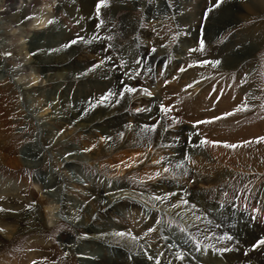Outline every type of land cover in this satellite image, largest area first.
<instances>
[{"label":"rangeland","instance_id":"rangeland-1","mask_svg":"<svg viewBox=\"0 0 264 264\" xmlns=\"http://www.w3.org/2000/svg\"><path fill=\"white\" fill-rule=\"evenodd\" d=\"M74 1L80 2V0ZM105 2L107 7L101 9L99 15L95 12L97 14L95 19L98 24L103 20L102 25L105 29L102 34L105 37H111V39L104 38V45L109 50L112 62L118 66L121 60L125 61L124 68L117 67L120 75H123L131 67H135L141 72L135 80H129L127 76L123 75L125 84L144 85L146 78H149L150 63L154 60L152 55L159 52L165 55L171 54L180 40H187L188 46L183 52V57L181 56L178 67L180 73L177 74V78L169 72L163 75L161 77L162 89L171 91L170 88L175 83L178 88L194 92L196 97L204 95L205 98L211 99L214 105L208 107L207 113L190 118V116L180 115L184 104L182 106L175 95L167 94L166 104L162 103L164 100H160L158 103L165 106L175 105L173 116L177 115L179 118L182 116L180 119L184 120V123L190 128L200 129L207 126L208 132L205 136L209 140L229 143L249 140L252 143L239 148L247 147L250 150H259L260 153H263V156L257 158L260 165L249 167L252 170L248 171L249 169H247L246 171L230 166L235 171L228 172L230 167L219 168L215 164H211L214 160L209 164L208 161L200 158L196 148L192 147L195 134L190 137L188 135V155H192V159L196 162L194 165L189 163L193 172L189 183L192 185L201 184V188L198 187L200 189L195 193L204 196L209 194L210 197L218 194L222 200L226 199L227 204L232 203L236 208L245 209L246 200L250 195H256L259 191L261 194V191H264V143L255 142L257 137L264 136V11L261 13L246 12L238 6L239 0H223L221 6L209 13L205 19L206 9L215 0H105ZM26 7L37 14L47 15L49 20L56 18L65 31L71 34L72 39L80 36L86 29L84 27L83 30H80V21L77 23L68 14L67 8L60 5L59 0H28ZM234 14H241L247 19L235 20L222 28L219 27L220 22H227L231 17L233 18ZM27 30L30 37L33 35L46 40L49 35L45 28L31 27ZM177 32L179 36L173 43L172 37ZM141 33H145L143 35L147 51L140 50L137 39ZM86 34L87 32L84 35ZM201 35L205 40V50L189 54L190 48H198ZM109 44L112 45L111 48L107 47ZM161 45H166V47ZM152 47L157 49L156 53L150 51ZM7 50L0 40V63H2L1 66L9 69L13 81L12 85L1 86L0 151L9 155H19L25 147L34 146L37 153L29 154L27 158H30L29 161L33 163L39 162L36 166L22 165L20 167H11L0 163V264H32L33 261L36 264H78L79 258L76 254L78 246L89 241H101L106 234H111L112 231L120 232V228L113 223H110L106 230L98 228L96 231L90 229L83 231L64 213L62 207L59 209V214L44 213L43 207L39 206L38 208V197L41 194L49 197L48 192L52 187L44 182L46 179H52L53 183H56L54 188L60 187L62 193L66 191L67 187H70L76 192H84L87 196H117L119 201L127 205V212H124L126 215L131 214L129 219L134 218L133 214L136 215L138 210L141 213L144 212L147 221L150 220L152 225L159 229V232L179 234L182 242L193 250L195 247L189 240L190 232L188 230L187 233H184L178 227H168L171 220H174L178 225L181 223L161 210L148 208V206L153 207L148 198L155 194L152 182L147 178H141L136 169L129 173L128 169H125L121 157L114 156L116 153L112 155L101 153L99 156H94L91 162L84 160L85 162L80 161L77 165H73L69 172L77 183H67L64 170L60 168L58 161L63 164L61 161L69 160L70 155L68 154L71 153L70 150L73 147L82 156H85L86 153L89 156L90 152L84 151L78 139H69L61 144L45 148V139L37 127L39 120L34 113L35 107L30 99L22 93L16 76H14L24 67L21 66L18 58L12 55H3V53L9 52ZM137 59H142V63L135 64ZM217 59L222 61L219 66L211 64L198 66V61ZM157 62L159 63L158 68L165 66L164 63L156 59ZM190 64L194 66L188 67ZM180 68H184L185 71L181 72ZM3 73L4 71H0V76ZM184 81L186 83L183 86ZM189 84L192 87L186 88V85ZM77 87L78 82L70 84L64 82L55 91V89H51L50 85L42 82L30 95L37 97L41 91L49 90L53 94L55 92L59 95L61 91L68 88L72 97ZM34 93L35 95H33ZM222 96H229L231 103H229L230 106H224L223 111H217L215 106L222 100ZM92 97L98 98L95 91L92 92ZM18 103L21 105V109L18 108ZM245 104L248 106L246 111L236 112L234 115L212 124L195 125L197 120L219 116ZM196 118L198 119L195 120ZM136 119L138 118L136 117ZM8 124L11 125V135L6 137L2 134L3 128ZM8 147L11 148V153L8 152ZM147 149L146 151L150 152L152 147ZM109 161L113 162L115 167L110 168ZM121 165H123L122 168ZM100 166L104 168H100ZM219 169L223 172L216 173V170ZM141 180L145 183L142 184ZM97 185L105 187V190L95 192L94 187ZM225 192L228 193L226 197L224 196ZM260 194L256 198L258 206L251 208L258 209L259 202H261ZM61 200H63V196ZM89 201L85 203V208H88ZM145 201L148 203L145 204ZM69 202L81 207V202L75 197H72ZM129 207L133 209V214L128 213ZM253 209L248 210L250 214L252 213L251 215L262 216V212ZM103 218H105L104 215ZM157 221L160 222L157 223ZM140 240L147 244L145 237ZM202 248L200 251L196 249L187 251L186 256L191 257L192 253L196 258V264H206L205 259L201 260L200 258ZM151 253L150 249L147 254L142 252L143 255Z\"/></svg>","mask_w":264,"mask_h":264},{"label":"bare ground","instance_id":"bare-ground-1","mask_svg":"<svg viewBox=\"0 0 264 264\" xmlns=\"http://www.w3.org/2000/svg\"><path fill=\"white\" fill-rule=\"evenodd\" d=\"M20 1L0 0V40L11 55L18 58L21 66L24 67L21 72L16 73L14 76H16V81L22 93L30 99V102L35 107L34 113L39 120L37 127L45 139V148L50 145L61 144L69 139L80 140L83 149L91 148L89 156L87 155L88 153L82 156L73 147L70 150L69 160L61 161L63 164L58 161L60 168L64 170L67 183H77L69 172L73 165H77L78 162L84 160L91 162L94 156H99L101 153L107 155L116 153L114 156H120L125 163H133V160H143V163H135L133 167H126L125 169H128L129 173L136 169L138 175L144 179L156 170H161L162 167L168 166L169 162L174 165L183 158L185 153L188 154L187 140L191 135L195 134L192 144H198L199 139L207 138L205 136L208 132L207 126L200 129L190 128L184 123V120L180 119L182 116L179 118L180 123L173 125L167 132L163 131V128L170 124L171 121L167 117L161 119L162 114L159 110L158 101L164 100L162 103L166 104L167 94L175 95L182 106L184 104V109L180 115L190 116V118L207 113L208 107L214 105L212 100L205 98L204 95L196 97L194 92L178 88L175 83L172 84L171 91L162 89L161 77L163 75L169 72V74L177 78V74L180 73L178 67L180 66L181 56L188 46L186 39L180 40L171 54L165 55L159 52L152 55L154 60L150 63L149 78H146L144 85H133L134 87L148 88L153 93L151 97L141 93L126 94L125 99L120 104H115L113 100L111 105L97 106L84 115L83 109L88 106L89 98L94 99L92 92L95 91L98 97L109 89L118 93L122 87L121 81L124 84L126 83L124 77H122L123 75L119 74L118 68L114 67L115 64L112 60L89 72L86 76L79 75L92 64L98 63L100 60L105 59L106 56H110L109 50L104 45L105 36L102 34L105 27L102 24H98L95 19V15H97L95 14L97 0H80L79 3L74 0H59L60 5L67 8L71 17L76 22L80 21V30L86 27V31L83 30L84 32L80 35L84 40L69 48H62L61 46L72 39L71 34L65 31L56 18L51 19L54 20V23L49 24L50 18L47 15L37 14L29 7L27 8L28 0ZM238 6L246 12L261 13L264 11V0H239ZM106 7L107 3L105 2L101 9L103 10ZM244 19H247V17L241 14H234L233 18L231 17L227 22H220L219 27L222 28L235 20ZM31 27L47 29L49 32L48 38L45 40L43 37L36 38L33 35L30 37L27 29H31ZM85 32H87L86 35H84ZM143 34L145 33L139 35L140 37H138L137 41L140 45V50L147 51ZM95 37L100 38L97 39ZM86 41L90 42L86 43ZM57 48L60 50L50 51V49ZM156 59L164 63L165 66L158 68L159 63H156ZM167 63L168 65L166 66ZM1 64L0 71H4V73L0 76V92L2 91L1 86L13 84L9 69L4 68ZM25 78L28 80H24ZM42 82L50 85L51 89H55V91L64 82H69V84L78 82V87L72 97L68 90L69 85L59 95L55 92L53 94L49 90L41 91L37 97H31L30 93L33 90L36 91V86H39ZM185 83L186 81H184L183 86ZM229 103H231L230 97L222 96V100L216 104L215 109L221 111L224 106H230ZM18 108H22L19 103ZM136 108H146L151 111L137 113L135 112ZM169 115L173 116L174 112ZM133 118L135 119L132 120ZM158 120L160 121V127L157 128L156 133L144 134L141 132L142 125H151ZM128 125L131 127H127ZM121 132L123 133L122 138L119 137ZM197 132L200 134L199 137L196 135ZM2 135L6 137L11 135V125L8 124L3 128ZM107 136H111L112 140L104 141L100 139ZM148 137H151L152 150L150 152L146 151L149 147ZM92 145H95V147L92 148ZM195 148L201 156L200 158L205 159L209 164L214 160L211 164H215L219 168L233 166L247 171L249 167L260 165V161L257 158L263 156V153H260L259 150H250L247 147L227 149L221 146L212 147L209 145ZM7 150L11 153L10 147ZM35 153H37V150L35 151L34 146L25 147L19 155H9L0 151V163H5L11 167H20L22 165L36 166L39 161L33 163L29 161L30 158H27V155ZM138 153L146 154L147 159H144L143 156H137ZM199 155L196 156L198 157ZM162 157L164 159L161 165L152 163V161ZM108 166L113 168L115 164L109 161ZM101 167L104 168L103 166ZM122 167L123 165H121ZM185 167L189 172L187 176L180 175L173 178L165 174L161 178L150 181L153 184L155 194L175 193V195L170 197L165 204L151 201L152 204H155V207L148 206V208L161 210L169 214L182 226L186 227L190 234L201 240L203 248L200 258L201 260L205 259L206 264H264V248H252V244L256 240L264 238V191H261V194L259 191L256 195H250L246 200L245 209L242 207L236 208L232 203L227 204L226 199L222 200V197L218 194L214 193L215 195H211V197L209 194V196L197 195L195 192L201 188V184L192 185L189 183L193 172L189 163H186ZM233 169L230 167L228 172L235 171ZM250 170L252 169L248 171ZM218 172L222 173L223 171H220V169L216 170V173ZM44 182L52 187L48 192L49 197L45 196V194H41L38 197V208L39 206L43 207L42 211L44 213L59 214V209L62 207L64 213L83 231L89 229L96 231L98 228L106 230L108 225L113 223V225H117L120 228V232L130 233L131 236L137 237V240L134 241L129 235L120 237L115 235L118 231L111 230V234H106L101 241H89L77 247L78 264H196V261L191 259L194 257L192 253L191 257L185 255L184 260L177 258L182 252L186 254L187 251H194L195 249L193 248L192 250L190 246L184 244L179 234H172L171 232L162 234L157 227L152 225L150 220L147 221L146 213H141L138 210L135 215L130 207L128 213H132L134 218L129 219L131 214L126 215L124 212H127V205L119 201L117 196L103 197L98 195L93 197L90 195L91 198L93 197L91 199L84 192H76L70 187H67L66 191L62 193L60 187L54 188L56 183H53L52 179H46ZM104 188L101 185H97L94 187V191L100 192ZM258 194H260L259 198H261L258 209L262 212V216L255 217L248 210L253 209L251 207L258 206L256 201ZM62 196L63 200H61ZM72 197L77 198L81 202V207L69 202ZM182 198L189 200V205H181L180 208L173 209L171 204L179 203ZM87 201H89L88 208H85ZM101 201L104 203H101ZM191 204H195L197 206L196 209L185 212V209H189ZM177 212H180L181 215L176 216ZM193 213L200 215L201 220L195 222V226H191V222L185 224L187 217H191ZM103 215L105 218L102 219ZM208 221H212V223H208ZM216 224H220L221 227L216 228ZM149 228H154L156 231L150 232L145 236L144 234ZM224 232H229V234L233 235L235 241H238V245L229 241L218 242L216 237L223 235ZM133 233L134 235H132ZM166 235L169 236L165 237ZM205 235L209 237L207 240L204 239ZM143 237H145L147 244L141 242L140 238ZM141 245L145 249H150L152 253L143 255ZM225 246L231 250L224 253L218 251V249ZM245 252H247L246 256L244 255Z\"/></svg>","mask_w":264,"mask_h":264},{"label":"snow or ice","instance_id":"snow-or-ice-1","mask_svg":"<svg viewBox=\"0 0 264 264\" xmlns=\"http://www.w3.org/2000/svg\"><path fill=\"white\" fill-rule=\"evenodd\" d=\"M222 3H223V0H215V2L212 3L211 6L206 9L205 14H204L205 15V19H207V16H208L209 13H211L214 9L219 8ZM104 5H105V0H98V3L96 4V12H97L98 15L100 13V9ZM29 19H31V17H29ZM78 22L79 21H77V23ZM48 23L52 24V23H54V20H49ZM103 23H104L103 20H101L100 24H103ZM178 36H179V33L177 32L172 37V42L173 43L176 41V38ZM95 38L99 39L100 37H95ZM105 39H111V37H105ZM83 40H84L83 37L78 36L77 38L70 40L68 43L63 44L61 47L62 48H69L72 45H76L78 42H81ZM88 42H90V41H86V43H88ZM198 43H199L198 48H190L188 50L189 54H191L192 52H196V51L203 52L205 50V40H204L202 35H201V38L199 39ZM161 46L162 47H166V45H161ZM107 47L111 48L112 45L109 44ZM59 50H60L59 48L50 49V51H52V52L59 51ZM150 51L152 53H156L157 49L155 47H152V48H150ZM33 54H35V53H33ZM3 55L11 56V53L10 52H6V53H3ZM111 60H112L111 56H106L105 59L100 60L98 63L92 64L90 67H88L86 69V71L81 72L79 75L80 76H86L89 72L94 71L95 69L99 68L101 65H103L106 62L111 61ZM141 63H142V59H137L135 61V64H141ZM221 63H222V61L218 60V59L217 60H211V61H209V60H201V61H198V66H203L205 64H211L213 66H219ZM125 66H126L125 65V61H123V60L120 61V64L118 66L114 65V67H120L121 69L124 68ZM193 66L194 65L190 64L188 67H193ZM179 70L181 72L185 71L184 68H180ZM140 74H141L140 70L136 69L135 67H131V68L128 69L127 72L123 73V75L127 76V78L129 80H135L136 77L139 76ZM33 83H35V81H33ZM121 85H122V87L120 88L118 93L113 91V90H111V89H109V90H107L105 93H103L102 95H100L96 99L89 98L88 106L83 109V114L84 115L88 114V112L90 110L94 109L97 106H109V105L112 104L113 100H114L115 104H120L121 101L123 99H125V95L126 94L131 95V94L141 93V94H143L145 96H148V97H151L153 95L152 91H150L146 87H134V86H131L130 84H124L123 81H121ZM191 87H192L191 84L186 85V88H191ZM177 103H179V101H177ZM247 108H248V106L246 104L243 105V106H238V107L234 108L232 111L222 113L219 116H212L209 119H205V120H197L195 122V125L212 124V123H215L216 121H219V120L225 119V118H227L229 116H232L236 112L246 111ZM159 110H160V113L162 114L161 119H164L165 117H167V119H169L171 121L170 124H168L166 127L163 128L164 132H167L169 130V128H171L173 125L181 122L180 119H179V116H171V115H169L171 112H173L175 110V105L165 106L164 104H160L159 105ZM142 111H149L150 112L151 110L150 109H146V108H136L135 109V112H137V113H140ZM127 127H131V126L128 125ZM158 127H160V121L159 120L156 121L155 123L151 124V125H149V124L142 125L141 126V132L144 133V134L156 133ZM196 135L198 137L200 136V134L198 132L196 133ZM119 137L120 138L123 137V133L122 132L119 133ZM100 139L104 140V141H109V140H112V137L111 136H107V137H101ZM148 140H149L148 146L151 147V137H148ZM189 142H191V141H189ZM255 142L256 143H264V136L257 137ZM250 143H252V141H249V140H244V141H242L240 143H229L227 141L209 140L207 138H201V139H199L198 144H192V147L195 148V147L209 146V145L212 146V147H217V146L222 145L224 148H227V149H236L238 147H241L243 145H247V144H250ZM94 147H95V145H92V148H94ZM84 151L85 152L91 151V148H85ZM68 155H71V153H69ZM137 156H143L144 159H147V155L143 154V153H138ZM129 159H132V158H129ZM163 159L164 158L162 157L161 159H157V160L152 161V163L155 164V165H161ZM122 163H124L125 167L131 168V167H133V164H135V163H143V160H133V163H125V162L122 161ZM186 163H190V164L194 165L196 162H195V160L192 159V157L190 155L185 153L183 158L180 159L174 165L169 162L168 166H164V167H162L161 170H156L154 173H152L150 175H147V180L148 181H152V180H155V179H157L159 177L164 176L165 174L170 175L173 178H175L177 176H180V175L187 176L189 174V172H188V169L185 167ZM177 170H182V171H177ZM140 182L142 184L145 183V181H143V180H141ZM174 195H175V193L152 194V195H150L149 199L151 201H158L161 204H165L166 202L169 201L170 197H172ZM185 195H187V193H185ZM227 195H228V193L225 192L224 196L226 197ZM237 199H238V197H237ZM101 203H104V202L101 201ZM147 203H148V201H145V204H147ZM181 205H189V200L182 198L179 201V203L171 204V207L173 209H176V208H180ZM221 206H223V205H221ZM153 207H155L154 203H153ZM196 207L197 206L195 204H191L189 209H185V212L194 210V209H196ZM253 210L254 211H259L258 209H253ZM180 215H181L180 212L176 213V216H180ZM77 219H79V217H77ZM200 220H201V216L200 215H196L195 213H193V215L191 217H187V219L185 220L184 223L185 224H189L191 222V226H195V222L200 221ZM159 222L160 221H157V223H159ZM208 223H212V221H208ZM173 226L178 227L181 232L187 233V228L186 227L176 224V222L174 220L169 221L168 227H173ZM215 227L216 228H220L221 225L220 224H216ZM155 231H156V229L149 228L148 231L144 235L147 236L148 233L155 232ZM115 235L120 236V237H123L125 235L131 236L130 233H124V232H118V233H115ZM208 238L209 237L207 235H205L204 239L207 240ZM131 239L135 241V240H137V237L131 236ZM216 239H217L218 242L219 241H229V242H234V243H236L238 245V241H235V237L233 235L229 234V232H224L223 235L216 237ZM189 240L193 243V245H194V247H195V249L197 251L201 250V248L203 246V242L201 240H199L195 236H192L191 234H189ZM252 248L253 249H255V248H264V238L256 240L252 244ZM141 250L145 254H147V252H148V249L143 248L142 245H141ZM230 250L231 249H229L226 246L218 249V251L221 252V253L228 252ZM185 255L186 254L182 252L177 258L180 259V260H184L185 259ZM244 255L246 256L247 252H245ZM149 259H151V257H149ZM191 259L194 261L196 258L192 257ZM32 264H36V262L33 261Z\"/></svg>","mask_w":264,"mask_h":264}]
</instances>
